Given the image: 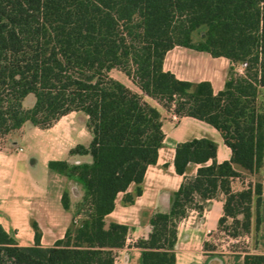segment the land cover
Masks as SVG:
<instances>
[{
	"label": "trees",
	"instance_id": "obj_1",
	"mask_svg": "<svg viewBox=\"0 0 264 264\" xmlns=\"http://www.w3.org/2000/svg\"><path fill=\"white\" fill-rule=\"evenodd\" d=\"M176 45L228 57L224 88L215 92L210 81L183 80L165 70V54ZM113 68L129 75L143 93L113 77ZM29 94L35 101L26 107ZM263 95L264 0H0V141L27 122L46 128L71 111L87 115L92 134L88 144L70 149L90 161L49 162L80 190L78 200L71 188L63 194L73 213L64 237L44 247L35 224L36 244L20 246L0 224V264H116L117 249L131 229L106 215L117 194L141 183L148 165L157 161L165 136L163 110L211 123L232 156L218 162L217 144L208 138L177 145L178 173L185 174L190 162L201 166L173 193L169 210L152 213L148 236L135 241L143 250L142 264H176L179 220L193 206L202 210L198 200L215 197L218 190L226 195L219 225L232 218L233 236L251 231L250 203L256 198V245ZM235 165L256 174L255 184L234 190L232 180L244 175ZM126 201L134 196L127 194ZM205 247L216 250L209 242ZM243 259V264H264L260 253L246 251Z\"/></svg>",
	"mask_w": 264,
	"mask_h": 264
},
{
	"label": "crops",
	"instance_id": "obj_2",
	"mask_svg": "<svg viewBox=\"0 0 264 264\" xmlns=\"http://www.w3.org/2000/svg\"><path fill=\"white\" fill-rule=\"evenodd\" d=\"M230 65L231 61L226 56H215L208 51L182 45L169 49L163 63L165 70L180 79L210 81L215 92L224 88ZM110 74L132 90L143 93L122 70L113 68ZM163 111L165 136L157 161L148 165L141 183L132 182L126 191L117 194L114 209L106 215L108 221L128 225L131 229L129 235L136 240L148 236L152 213L169 210L173 193L185 177H194L201 166L200 163L190 162L185 174L176 171L174 158L180 142L208 138L217 144L218 162L229 160L232 156L231 147L211 123L190 115L173 119V112ZM91 138L87 115L71 111L46 128L27 122L19 132L11 133L0 141V224L18 245L36 244L35 224L40 230L39 243L44 247L53 246L64 237L73 220V213L64 206L63 194L71 188L74 198L80 195V190L65 174L51 168L49 162L61 159L77 163L90 161L89 155L71 154L70 149L78 143L88 144ZM211 162L210 159L205 165ZM235 167L245 173L238 165ZM260 178L261 225L258 243L252 252L264 254V160ZM244 182L243 178H235L232 188L241 189ZM138 186L141 187L139 194ZM73 187H77L78 195ZM127 194L134 196L133 202L126 201ZM225 200V193L218 190L215 197L198 200L203 205L202 210L193 206L179 220L176 264H243V254H224L205 247V243L210 242L211 232L219 226V220L224 215ZM142 254L141 247L126 242L124 247L117 249L116 264H142Z\"/></svg>",
	"mask_w": 264,
	"mask_h": 264
},
{
	"label": "rangeland",
	"instance_id": "obj_3",
	"mask_svg": "<svg viewBox=\"0 0 264 264\" xmlns=\"http://www.w3.org/2000/svg\"><path fill=\"white\" fill-rule=\"evenodd\" d=\"M239 72H243V67L241 65L237 66ZM264 96V95H263ZM35 101L34 94H29L24 100V106L30 107ZM151 101V100H150ZM244 187H248L249 184L254 185L258 177L256 174L245 171L243 175ZM80 196V195H79ZM79 196H75V199H79ZM77 197V198H76ZM75 200V202L77 201ZM247 203L244 204V206ZM251 210L253 212L252 216V229L249 233H242L239 236H233L231 234L232 229L228 228L232 222V218L223 224L219 225L214 231L211 232L210 245L214 246L216 251L224 254L239 255L244 254L246 251H253L255 246V210H256V198L254 197L250 203Z\"/></svg>",
	"mask_w": 264,
	"mask_h": 264
},
{
	"label": "built area",
	"instance_id": "obj_4",
	"mask_svg": "<svg viewBox=\"0 0 264 264\" xmlns=\"http://www.w3.org/2000/svg\"><path fill=\"white\" fill-rule=\"evenodd\" d=\"M172 118L173 119H177L178 118V115L175 114V113H173L172 114ZM135 241H136V239H134V237L131 236V235H128L127 238H126V242L129 243V244L135 243Z\"/></svg>",
	"mask_w": 264,
	"mask_h": 264
},
{
	"label": "water",
	"instance_id": "obj_5",
	"mask_svg": "<svg viewBox=\"0 0 264 264\" xmlns=\"http://www.w3.org/2000/svg\"><path fill=\"white\" fill-rule=\"evenodd\" d=\"M73 191H74V193H75L76 195L79 194V191H78L77 187H73Z\"/></svg>",
	"mask_w": 264,
	"mask_h": 264
}]
</instances>
